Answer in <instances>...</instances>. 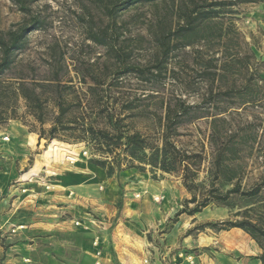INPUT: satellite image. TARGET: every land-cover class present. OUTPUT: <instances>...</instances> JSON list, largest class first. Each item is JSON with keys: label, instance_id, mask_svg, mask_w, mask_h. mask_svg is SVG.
<instances>
[{"label": "rangeland", "instance_id": "374dc122", "mask_svg": "<svg viewBox=\"0 0 264 264\" xmlns=\"http://www.w3.org/2000/svg\"><path fill=\"white\" fill-rule=\"evenodd\" d=\"M94 1L37 0L32 4V13H39L46 25L29 33L26 46L16 53L15 66L0 75V85L10 83L15 87L18 76H27L26 81L36 84V91L45 101L42 121L27 110L22 98L17 97L14 112H8L11 117L0 122V145L3 144L4 156H15V164L21 167L19 174L30 167L28 170L31 171L21 174L24 177L21 180L26 181L28 176L35 174L33 168L49 165L54 172H66L70 164L64 161L65 157L78 153L81 164L77 166L78 174L91 175L97 180L92 181L94 186L83 196L93 202L83 207L79 217L91 218L94 224V221L107 218L102 212L106 210L110 220L103 231L111 235L116 223L121 221L125 235L122 253L134 258L138 251L137 264H149V257L156 254L155 247L161 246V241L157 243L152 229L139 232L144 231L137 222L140 213L146 209L170 212L164 232L169 221L181 214L180 210L185 208L183 213L188 214L205 194H224L235 184L236 180L231 183L214 178L208 172L210 117L191 119L193 112L184 115L185 121L178 124L177 133L171 138L180 150L202 156L195 178L197 186L193 189L195 202H188L192 192L184 187L180 174L151 170L148 165L144 170L128 167L129 157L124 154L121 142L114 143L113 132L109 131L105 140L113 148L107 152L105 143L101 146L90 140L88 130L92 128L96 133L98 128H108L107 123L112 118L126 132L137 131L152 144H157L161 124L166 121V106H173L179 99L192 105L203 102L209 114L224 111L218 116L225 118L229 129L249 124L256 135L250 155L242 162L237 184L240 191L256 187L259 191L249 196L240 191L231 193L225 203L212 201L191 214L197 215L198 219L186 234L187 237L201 235L200 245H185L187 252H181L180 257L188 264H250V259L263 252L258 242L239 227L218 229L219 225L212 224L248 219L264 229V0H217L225 3L216 8L223 10L217 18L222 22L221 32L227 33L196 40L190 45H180V38L176 36L179 26L184 24L178 17L179 6L184 8L193 1L208 7L216 0H156L122 11L116 18L117 24L122 26L118 44L126 50L128 65L144 68L140 75L121 72L107 46L88 39V24L94 29L111 27L103 8ZM25 17L12 1L0 0V32ZM160 27H164L165 34L172 30L168 39L171 47L176 44L165 58L159 53L156 40L161 33ZM60 56L65 67L59 70L61 80L56 84L50 80L54 72L52 62H55L54 57ZM39 84L43 87H38ZM246 84L253 86L258 98L242 104L234 93ZM225 91H229V95L214 97L217 92ZM59 97L65 108L61 115L55 104ZM6 144H16L14 154L9 152ZM114 144L117 147L114 148ZM83 151L86 154L83 155ZM48 160L49 164L46 163ZM100 161L113 168L111 176H107V167L102 168ZM117 164L119 170H116ZM134 164L139 165L137 161ZM88 166L103 169L106 178L99 180L98 171H91ZM112 179L115 191L109 195L107 182ZM171 196L177 202L173 205L175 210H168L164 203ZM105 199L111 200L109 206L104 205ZM32 206L33 209L27 211L29 219L26 221L30 232L2 238L6 248L15 244V264H77L78 250L88 248V233L63 222L56 211L58 204L48 207L46 201L38 200ZM79 226H86L85 231H88V223L81 222ZM92 227L97 228V225ZM261 238L264 245V237ZM128 246H132V250Z\"/></svg>", "mask_w": 264, "mask_h": 264}, {"label": "trees", "instance_id": "16d2710c", "mask_svg": "<svg viewBox=\"0 0 264 264\" xmlns=\"http://www.w3.org/2000/svg\"><path fill=\"white\" fill-rule=\"evenodd\" d=\"M18 8L19 11L25 14V19L15 26L0 32V75L6 71L11 70L15 66L16 53L22 50L28 41L29 33L43 29L46 25L45 19L40 16L39 13H32V4L37 0H10ZM156 0H95L94 2L103 8V12L110 21V29L108 26H97L96 29L89 25L86 28V35L88 39L96 44L107 46V48L113 53V59L117 62L121 68V72H134L140 75L144 71L141 66H134L127 64V53L121 44H118L119 29L122 28L121 24H117L116 18L118 15L136 4L153 3ZM241 2H247L251 0H238ZM222 1H214L209 4L208 7L198 2H191L190 5L181 7L179 6L178 17L184 20V24L179 26L177 31V37L180 38V45H190L196 40H205L214 36H223L227 32H221L222 22L217 18L218 14L222 13L221 8L216 6H224ZM94 29V30H93ZM161 33L157 36L159 42V53L165 58L173 49L176 44L171 47L168 34L172 33V30H167L165 34L164 27H160ZM110 30V31H109ZM52 62V68L54 70L52 81L59 84V70L64 66L63 58L54 57ZM157 70V66H155ZM19 80L16 86H12L10 83L7 85H0V122L10 116L9 113L14 112V104L17 97L23 99L25 106L36 119L42 121V113L44 109V99L39 92L36 91L35 85L26 81L27 76L21 75L17 77ZM38 87H43V84H39ZM252 85L246 84L241 90H237L234 96L240 103H248L257 100V92L252 90ZM229 91L217 92L214 97L220 98V95H229ZM210 92V97H212ZM59 101L55 104L58 107L60 113L65 112L63 107V101L59 97ZM213 101V100H212ZM211 102V100H210ZM209 102V103H210ZM208 103V102H207ZM186 104L184 100L179 99L171 106H166L165 122L161 124V131L157 144H152L146 137L142 136L139 132H126L127 130L120 128L117 125L116 120L109 119L107 123L108 128L96 130L93 132L92 128H89L88 132L91 133L90 140H94L98 145L105 146L107 152L113 150L112 147L105 141L108 137V132H113L115 138L114 142L117 144L121 142L123 151L126 157H129L128 167H137L144 170L148 165L151 170H160L164 173H178L182 177L183 185L186 189L192 192L191 199L188 202H195V193L193 189L197 186L195 184V178L197 176L199 163L202 159L201 154L188 153L180 150L171 139L173 135H176V128L178 124L185 121L182 119L184 115L193 114L191 119L200 117H210L209 122V134L208 142L210 148V158L208 160V172L214 178H220L235 184L229 190H226L224 194H205L202 201L197 204L196 207L189 210L188 214H194L201 210V208L207 206L210 202L225 203L231 193H237L240 191L238 180L242 162L250 155V150L253 147V143L256 140V135L249 124L229 129L226 120L222 116H218L224 111L218 114H209L208 108L203 105ZM202 110V111H201ZM202 112L203 114H201ZM11 117V116H10ZM189 117V116H188ZM53 137V135H51ZM50 138V137H48ZM101 138L103 140H101ZM123 141V142H122ZM114 144V148L117 147ZM55 145V144H54ZM247 152V154H245ZM139 163L135 166L134 162ZM100 166L106 168V162L100 161ZM117 164V169L120 166ZM107 176L112 175V167L106 168ZM264 179V178H263ZM209 192L211 189L208 190ZM259 191L258 187L249 191H240V194L249 196ZM185 208L180 210V213L185 212ZM213 226L219 225L218 229H229L231 227H239L248 233L254 240L258 242L263 252L256 258L260 260L261 264H264V245L260 242L261 237H264V229L258 228L256 224H253L248 219L242 221H230L223 220L220 222H214Z\"/></svg>", "mask_w": 264, "mask_h": 264}, {"label": "crops", "instance_id": "0c3cea01", "mask_svg": "<svg viewBox=\"0 0 264 264\" xmlns=\"http://www.w3.org/2000/svg\"><path fill=\"white\" fill-rule=\"evenodd\" d=\"M6 146L9 148V152L14 154L13 146H16V144H6ZM2 149H4L3 144L0 145V152H2ZM2 153L3 154H0V264H15L13 252H15L17 248H13L15 244L6 248L3 245L4 241L2 238L5 236L23 235L30 232L26 222L27 219H29L27 211L30 210V208L32 210L33 202L38 200L43 202L46 201L48 207L58 204V210L56 211L60 214L59 218L63 220V222L67 221L70 224H74L80 231L88 233V248L83 251L78 250L77 253L79 255L77 257V264H95L97 260H99L101 264H137V258L140 256L138 251H135L134 258L126 257L122 253V237L125 235L121 221L116 223L113 233L108 235L106 231H103L110 220L106 210L102 212L106 213L107 218L97 221L99 224L95 221L94 224H92L93 220L91 218L79 217V215H82L81 212L83 207H85V205H91V202H93H88V200L83 197L85 191L87 189L90 190L92 188L91 186H94L92 181H97L95 179L93 180L91 175L83 177L81 174H78L79 171L77 166L81 165L79 164V158L74 163H68L64 160L67 164H70L66 172H54V170H51L49 165H47V168H33L32 170H35V174L28 176V180L22 181L21 179L24 177H22L21 174H24L30 167L19 174L18 170H20L21 167L20 164L19 167L15 164V156H4V152ZM5 153H7V151ZM6 155H8V153ZM17 155H19V152ZM48 159L51 158L49 157ZM46 163L49 164V160ZM88 168L94 172L98 171L100 176L99 180L102 179V177L106 178L103 169L97 170L89 166ZM29 171L31 170H28V172ZM86 173L87 171L84 172V174ZM144 183L143 184L147 186L148 182L145 181ZM107 186V193L109 195L114 193L115 184L113 179L107 182ZM109 201L111 200L105 199L104 205L109 206L111 204ZM164 203L168 210H175V206L173 205L177 204V202L172 196L167 198ZM50 210L54 211V209ZM169 214L170 212L160 213L156 210L150 212L146 209L145 212L140 213L141 217L137 216V222L140 223L139 227L144 229V231L140 230L139 232L143 233L151 231L152 229L156 235L157 243L161 241V246L158 245L155 247L156 254L149 257V264H188L185 259L180 257L181 252H187L185 245H200L201 235L198 234L195 237H187L188 235L186 234L187 230L196 221L195 219H198V216L181 213L174 221H169L170 223L166 231L163 232L162 230L166 226L165 221ZM77 220L79 221V225H81V222L88 223V231H85L84 227L86 226L82 227L75 225L74 222ZM94 225H97L98 229L93 228L92 226ZM19 226H23V228L17 229ZM14 228L15 232H12ZM97 236H99V245L95 247L92 242ZM141 243H143L142 239ZM180 247L183 249H180ZM98 249H100L102 253L99 257H96L95 252ZM128 249L132 250V246H128ZM255 253L256 250L254 249L253 254ZM161 255H167V260L165 256L161 257ZM138 262L142 263L140 260ZM249 262L250 264H261L260 260L257 258L250 259Z\"/></svg>", "mask_w": 264, "mask_h": 264}, {"label": "built area", "instance_id": "2783aa9c", "mask_svg": "<svg viewBox=\"0 0 264 264\" xmlns=\"http://www.w3.org/2000/svg\"><path fill=\"white\" fill-rule=\"evenodd\" d=\"M82 154H83V155L86 154V151H83ZM78 157H79V154H77V155L70 154V155H67V156L65 157L64 160H66L68 163H74V162H76V160L78 159ZM74 223H75V225H79V221H78V220L75 221ZM20 228L22 229L23 226H19V227H17V229H20ZM12 232H15V228L12 229ZM92 244H93V246L98 247V245H99V237H95V238L93 239ZM95 255H96V256H100V255H101V251H100V249H98V250L95 252ZM95 264H101V263H100L99 260H97V261L95 262Z\"/></svg>", "mask_w": 264, "mask_h": 264}]
</instances>
